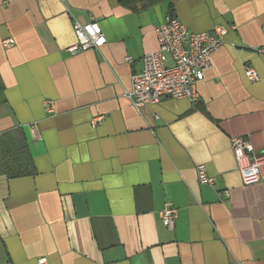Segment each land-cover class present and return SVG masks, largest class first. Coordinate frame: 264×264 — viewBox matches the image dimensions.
Segmentation results:
<instances>
[{"label":"crops","instance_id":"crops-1","mask_svg":"<svg viewBox=\"0 0 264 264\" xmlns=\"http://www.w3.org/2000/svg\"><path fill=\"white\" fill-rule=\"evenodd\" d=\"M170 15L223 44L195 103L135 108ZM74 21L106 44L71 54ZM263 47L264 0H0V264H264V182L243 186L230 149L264 152Z\"/></svg>","mask_w":264,"mask_h":264},{"label":"built area","instance_id":"built-area-1","mask_svg":"<svg viewBox=\"0 0 264 264\" xmlns=\"http://www.w3.org/2000/svg\"><path fill=\"white\" fill-rule=\"evenodd\" d=\"M63 1V0H62ZM76 44L68 51L76 54L88 50H99L106 39L97 22L73 23ZM227 29L215 26L211 32H189L177 18L168 16L155 30L157 49L142 58L139 73L131 76V86L126 96L135 108L149 104L156 105L163 99L198 100L196 86L203 80L204 72L212 68V55L222 46ZM12 40L3 43L12 45ZM264 53V47L257 50ZM244 75L250 82H256L258 76L248 66ZM44 110L53 112L51 102H44ZM230 149L236 162L241 184L249 186L264 182V152L256 153L251 144L241 137L230 140ZM197 180L201 185L213 186L215 180L205 173L203 166L197 167ZM227 195V192H224ZM160 222L173 229L177 210L165 205L158 213ZM38 264H47L41 258Z\"/></svg>","mask_w":264,"mask_h":264},{"label":"trees","instance_id":"trees-1","mask_svg":"<svg viewBox=\"0 0 264 264\" xmlns=\"http://www.w3.org/2000/svg\"><path fill=\"white\" fill-rule=\"evenodd\" d=\"M2 161H3V160H1L0 163H1ZM7 164H8V162H6V164H4V165H3V164L0 165V167L5 168V166H6ZM7 166H8V165H7ZM6 173H7V175H10V176H13V175H14V176H20V175H21V174H16V175H15V174H10V173H8V172H6Z\"/></svg>","mask_w":264,"mask_h":264}]
</instances>
